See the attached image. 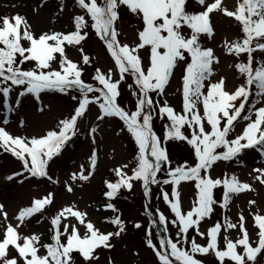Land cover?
Segmentation results:
<instances>
[{
    "label": "snow or ice",
    "instance_id": "6c2138e0",
    "mask_svg": "<svg viewBox=\"0 0 264 264\" xmlns=\"http://www.w3.org/2000/svg\"><path fill=\"white\" fill-rule=\"evenodd\" d=\"M44 3L40 0L39 6ZM74 4L82 14L74 15V30L68 32L36 34L24 16H0V149L21 164L20 171L6 179L43 178L56 185L60 181L49 174L50 162L63 154L73 137L90 138L94 147L88 168L80 165L63 182L65 191L74 194L79 183L89 181L97 167L95 145L100 127L105 119H118L120 131H126L134 142L135 155L129 163L111 169L114 181H104L103 196L108 202L101 207L112 215L103 221L114 230L96 227L88 213L74 202L58 206L50 216L43 215L55 199L52 191L33 198L11 218L0 204V264H78L77 256L79 264H92L98 259V250L113 248L112 239L126 231V223L111 201L121 189L131 190L133 182H139L143 196L149 199L151 187L158 186V194L170 209L171 219L158 213L159 224L167 233L164 238L154 237L151 230L145 232L144 243L154 254L156 264H204L198 257L206 255L213 256L217 264H255L258 254L264 252V214L250 211L254 236L247 230L242 209L236 213L235 222L227 214L236 194L254 189L235 174L213 177L211 169L215 163L231 161L248 149H254L264 163V61L253 56L256 50L264 53V0H237L234 10L223 7L222 0H195L200 10H189L188 0H74ZM121 9L139 22L131 44L119 39ZM214 12L234 18L242 32V37L225 40L222 45L226 54L237 58L247 54L245 61L238 59L235 63L243 80L232 90L227 89L223 76L212 79L216 75L214 64L219 63L207 43L215 35L211 23ZM89 30L114 62L106 72L94 69L91 80L96 83L82 78L85 68L92 66L93 58L85 54L82 44ZM202 37L207 42H202ZM67 47L80 53L79 60L69 57ZM180 65L182 105L177 111L161 98ZM122 84L134 98L132 108L120 102ZM44 92L71 95L75 101L73 111L40 135L7 131L10 115L21 98L31 95L40 101ZM92 107L97 109L95 119L84 126ZM43 110L44 106L38 109ZM165 116L169 123L161 138L154 130V121ZM234 122H243L238 133ZM19 123L23 127V120ZM169 141L186 142L192 162L185 160L173 166L164 146ZM252 171V179L264 185V167ZM181 182H191L194 188L187 210L180 200ZM161 185L170 186V192ZM217 189H222L219 199ZM255 203L248 200L249 209ZM217 206L222 209V222L217 220L202 231L201 223L211 219ZM35 215H40L37 223L48 220L47 242H42L40 233L20 231ZM133 227L139 229L141 225L136 222ZM229 230L237 232L235 238H230ZM197 237L206 242H198ZM109 264H114L111 258Z\"/></svg>",
    "mask_w": 264,
    "mask_h": 264
},
{
    "label": "rangeland",
    "instance_id": "374dc122",
    "mask_svg": "<svg viewBox=\"0 0 264 264\" xmlns=\"http://www.w3.org/2000/svg\"><path fill=\"white\" fill-rule=\"evenodd\" d=\"M63 11L58 10L52 3H44L43 6H39L40 0H0V16L11 15L18 13L24 16L29 24L32 26L34 33L39 34L44 31H61L64 32L70 28L69 21L66 18L71 19L73 25V17L76 14H80L77 8L70 7L68 0H64ZM2 3V4H1ZM237 0H222V6L227 7L229 10H234ZM36 8V11H33ZM53 16V17H52ZM211 23L215 30V35L210 42L203 38L204 42H207L209 46L214 49L215 54L219 57V63L214 64L216 75L212 77L216 80L219 76H223L226 80V87L228 90L234 89L235 86L241 83L235 80L238 71L235 69V61L240 60V56L237 58L235 54H226L223 48V42L225 40L232 41L240 38L241 30L235 27L231 23V18L225 16L223 13L214 12L211 14ZM139 22L137 19L121 9L120 19L117 22V29L119 31V39L121 42H127L129 44L136 38L135 26ZM74 27V25H73ZM74 30V29H73ZM85 54H88L92 59V66L86 67L82 74V78L85 82L96 83L91 80V76L94 73L96 67L101 68L102 71H107L108 68L114 66V62L105 51L103 44L95 36L93 32L89 30L88 37L82 42ZM67 53L73 60H79L80 53L72 48L67 47ZM256 58H264V53H255ZM143 56L144 53L141 52ZM242 57V56H241ZM183 72V65L175 68L174 73L170 77V83L166 85L163 99H167L168 103L173 106L177 111L181 110L182 96L180 92L181 76ZM236 72V74H235ZM128 82L132 83L131 77H127ZM121 96L120 102L127 105L129 108L134 106V98L127 90L125 85L120 86ZM75 94V93H73ZM14 95V93H13ZM44 110L36 111L34 105L27 104V108L20 107L18 114L15 117H10V121L6 127V130L13 134L19 135H40L44 130L54 127L58 119L68 116L74 109L75 101L71 99V95H64L57 93L55 97L46 99L43 97ZM97 109L92 107L87 112V119L83 122L84 126H88V122L95 119ZM14 118L16 121L12 123ZM2 119V115H0ZM23 120V127L19 126V122ZM17 122V124H16ZM169 123L166 116L163 120L154 121V130L158 135H163L165 124ZM243 122L235 124V132L241 131ZM121 126H118L114 119H105L103 125L99 129L97 136L96 147L98 150L97 167L94 170V174L89 178V181L80 182L79 186L75 188L74 194L67 193L64 188L63 182L67 179L68 175L72 171H78L80 165H84L88 168V158L91 155L94 145L90 138H86L81 135L80 140L76 144V148L69 150L59 158V161L54 165L53 171L58 175L63 187L56 186L53 188L50 185H45L43 182H32L18 180H8L10 174L18 171L19 167L13 163L9 154L0 155V204L7 210L9 217L11 218L20 207L28 206L33 198H39L46 194L48 191H52L55 195V199L52 204L63 206L68 203H76L79 209L86 211L89 218L93 221L96 227L108 229L104 221L101 220L100 215L96 214L93 209H90L89 202L95 198L101 189L106 179L113 181V172L111 169L122 163L130 162V154L127 148H130L134 142L130 139L126 131H120ZM167 155L173 161V166L179 164L185 160L192 162V154L190 146L186 142L181 141H169L165 145ZM126 153L128 155H126ZM246 155L244 152L238 157L233 159L229 163L217 162L211 169L213 177L222 178L224 173L235 174L237 178L242 182H248L252 185L254 191L243 193L233 198L230 203V210L228 215L235 222L237 219L236 213L239 210H243V214L246 218V227L250 236H254L250 231L251 221L250 211L255 213L257 210L261 214H264V192L262 185L259 182L252 179L254 168L264 167L261 158L255 154L248 152ZM132 160V159H131ZM5 163H1V162ZM232 162H236L235 165ZM224 163V164H223ZM131 166V165H130ZM134 186L131 190H121V200H114V203L118 207L119 213L122 219L126 223V231L118 238H113L111 243L114 245L111 249H100L96 255L98 259L93 261L92 264H109V258L114 264H154V254L146 246L143 247L145 232L151 230L154 237L162 238L164 227L158 224V218L155 215V210H160L165 216L171 219V213L169 207L164 203L159 193V187L153 185L151 187V199L149 204L152 208L154 216L149 214L145 215L142 205V199L139 197V193L142 190L139 182H133ZM166 191L170 192V186L161 185ZM180 200L183 208L187 210L191 206V200L194 194L193 184L191 182H181L178 186ZM216 198L218 197L217 194ZM248 200H254L256 203L249 209L247 204ZM221 214V216H219ZM222 209L218 206L215 207V211L211 214V219H205L201 223L200 228L205 231L207 226L217 220L222 222ZM157 219V221H156ZM252 219V218H251ZM151 221V222H150ZM15 223V221H12ZM139 222L141 228L137 229L133 225ZM46 222L38 223L37 227L32 225L31 221H27L25 226H22L20 231L27 232L29 230L39 233V227L45 225ZM250 225V226H249ZM171 233H173L172 226L169 223L167 225ZM114 230V228H113ZM192 233L189 232V237ZM230 238H235L237 232L235 230H229ZM174 238V237H173ZM222 235L220 242L222 245ZM198 242L205 243L197 237ZM158 242V239H157ZM138 253V255L134 254ZM205 259V256L201 257ZM78 264H79V260ZM226 264H231L226 262ZM255 264H264V253L260 255Z\"/></svg>",
    "mask_w": 264,
    "mask_h": 264
},
{
    "label": "trees",
    "instance_id": "16d2710c",
    "mask_svg": "<svg viewBox=\"0 0 264 264\" xmlns=\"http://www.w3.org/2000/svg\"><path fill=\"white\" fill-rule=\"evenodd\" d=\"M127 149L129 150V154H130L129 156L133 157V156H131L132 155V149L131 148H127ZM54 163L55 162H50V166L48 168L49 174L52 175L53 177H55V174H56V173H54L55 171H53ZM101 194H99L95 198H93L89 202V206L91 207V209H93L96 212V214L100 215V217H102V218L109 217V216H111V213L110 212H105V211H103L101 209V205H103L104 203L108 202ZM121 197H122V194L118 195V197H117L118 199L117 200H121ZM114 205L116 206L115 203H114ZM56 208L57 207L55 205H53V207L50 210H45L42 214L45 215V216H50L51 214H53L56 211ZM116 208H118V207L116 206ZM38 220H40V216L38 217L37 221ZM43 221L48 223L47 219H45ZM36 224H38V223H36ZM36 224L33 222V225L37 226ZM109 226H110L109 229L111 230L112 226L111 225H109ZM48 228H49V225L45 224L40 229L41 230L40 234H42V236H41L42 242H47L48 241ZM210 264H214L212 262V260L210 261Z\"/></svg>",
    "mask_w": 264,
    "mask_h": 264
}]
</instances>
